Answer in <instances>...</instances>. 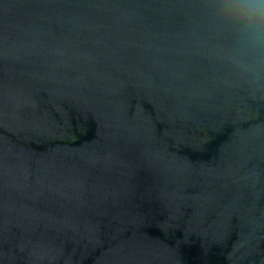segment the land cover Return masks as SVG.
<instances>
[{"label": "water", "instance_id": "obj_1", "mask_svg": "<svg viewBox=\"0 0 264 264\" xmlns=\"http://www.w3.org/2000/svg\"><path fill=\"white\" fill-rule=\"evenodd\" d=\"M226 0H0V264H264V50Z\"/></svg>", "mask_w": 264, "mask_h": 264}, {"label": "clouds", "instance_id": "obj_2", "mask_svg": "<svg viewBox=\"0 0 264 264\" xmlns=\"http://www.w3.org/2000/svg\"><path fill=\"white\" fill-rule=\"evenodd\" d=\"M222 17L249 49L264 50V0H226Z\"/></svg>", "mask_w": 264, "mask_h": 264}]
</instances>
